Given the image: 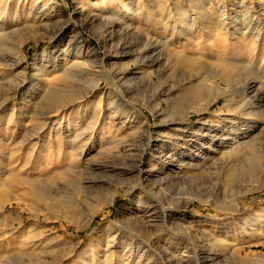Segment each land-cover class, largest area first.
<instances>
[{
  "label": "rangeland",
  "instance_id": "1",
  "mask_svg": "<svg viewBox=\"0 0 264 264\" xmlns=\"http://www.w3.org/2000/svg\"><path fill=\"white\" fill-rule=\"evenodd\" d=\"M229 2L231 4L228 3L226 8L228 12L230 11L229 16L222 19L225 26H221L217 31L216 39L219 45H224L228 41L226 39H229L230 35L236 33L235 30L237 31L239 28H248L254 36H258V34L264 36V0H229ZM193 3L194 0H125L126 11L128 12L130 9L132 13H135V16L133 20L130 18L124 20L121 25L127 22V24H131L133 32L141 34L143 44L138 47L131 44L133 41H138L137 38L123 37L119 33L120 26L117 25L118 30L117 28L107 30L105 23L100 22V20H96L92 24L86 21L82 16V11L87 7L85 2L77 3V0H5L2 2L3 22H6L7 17L11 14L20 15V22L15 27L18 29L17 32L26 34L30 32L31 27H35V34L28 35L29 39L22 52H19L12 59L14 64L11 63V68L3 67L0 69V264H110L103 256L106 240L101 236L102 228L109 224H115L118 212L122 207L125 208V215L128 214L132 205L130 189L139 185L137 181L140 176L145 178L143 185L146 190L151 193H158L160 187L155 183L156 178L164 177L166 174L170 175L168 179L171 180L176 175L183 176L187 182L186 187L193 194L191 196L186 193L180 194L177 196L179 203L178 200L169 203L174 208L173 216L177 219L174 223L170 220L169 226L175 231H179L181 226L193 227L194 230L195 239L192 242L184 236L178 239L182 243V248L188 243L190 246L192 245L183 249L185 252L192 253L191 255H185V253L184 259H193L192 262L194 263L195 261L201 262L203 257H206L204 264H264V233L251 235L243 232L239 227L241 226L239 221L243 216L232 215L226 211L234 195L236 181H240V179L242 181L241 174H246L247 178L245 177V179L248 181L244 184L246 189H244L243 196L239 197L241 209L247 210L252 216L264 210V173L257 174V168L259 166L264 167V90L260 89H264V87H260L261 91L258 90L256 94V98L262 100L256 102L257 110L255 109V113L259 112L258 115L262 112L260 114L262 117L257 115L255 119L257 118L256 121L261 122L263 128L253 135L254 139L249 140V144L255 146L247 148L244 154L247 159L243 163V172H240L242 168L238 167L234 173L231 170L227 177V171L231 168L230 164L218 174H205L202 172L203 170H195L194 167L191 168L194 170L190 173H181V169L176 165H155L156 162L152 157L156 145L154 141L165 137V132L163 130L160 132V128L157 126L161 120H164V115L156 120L151 113L153 104L148 105L155 94L175 87L174 96L179 97L181 95L180 88L195 78L192 83V85L195 84V87L183 93V103L194 102L195 91L200 85L202 77L208 74L216 75V70L220 66L217 62L220 54L216 55L211 51L212 49L202 45L200 54L197 55L201 56V59L198 58L201 60V63H198L200 68L193 72V69L185 65L182 67L178 63H172L166 67V72H163L165 64L162 63V68L157 70L162 81L160 80L156 89L144 84L148 77L145 72L146 69L138 70L137 68V55L149 39H155L161 43L174 38L182 39L181 36H176L178 31L174 32L171 22H168L167 19L168 15L173 14L174 9H181L186 12L189 17L184 23L188 22L187 25L190 27L197 26V28L203 29L206 26L201 30L199 36H207L206 34L213 29V24L217 23L216 19L220 11L213 6L212 12L217 18L211 20L209 16L208 19L200 20L199 16L196 17L190 10ZM117 8V4H114L109 10L116 12ZM148 12L153 15L148 16ZM40 13L49 16L46 20L34 21L37 15L41 17ZM179 18L181 20V16H178ZM118 19L120 21L122 17L119 16ZM156 26L160 28V32L154 34L152 31L155 30ZM173 26L180 28V24L177 22ZM203 39L201 38V41H204ZM7 41L9 43L11 38ZM263 42L260 45H255L257 46L256 49L249 43L242 41L237 46L233 47L232 44V47H224L225 49L221 50L223 52L220 53L223 54L225 51L226 54H233L237 50V52L241 50V52L244 51V55L248 56L251 52H256V54L259 52L255 62L264 66L263 53L261 54L264 49ZM44 50H46L45 55L49 54L50 56L53 53L59 55L75 53L81 60L87 62L85 66L87 69L104 67L106 71L113 72V76H117L114 85L120 86V90L117 89V86H115L116 88L113 86V90H117L116 95H118L113 111L129 113L132 111L130 105L135 104L143 111L147 121L151 123L149 128L143 129L145 132L140 130L138 134L132 136L133 130L127 129L126 133L123 134L125 137L131 136L129 139L139 140L145 137L146 130L149 129L148 132L154 136V140L146 143L145 148H143L148 152L142 157L141 174L134 169L138 164L135 156H140L144 152L142 150L127 152L126 157L123 154V148L114 146L113 136H110V133L115 134L117 128L105 126L106 119L110 115V111L107 110L109 104L106 101H97L98 103L94 105L91 103L84 117L78 113V108L74 107L66 113L64 112L63 115L61 113L57 118L52 119L53 123L61 118L64 119L60 126L62 130H66L68 124L77 123L79 131H87L91 134V141L80 143L78 150L73 149L63 140L62 142L60 140L62 146L56 144H49L50 147L45 146L44 144L48 142L45 136L59 126L52 125L46 130L44 138L39 142V148L34 156L30 155V145L26 144V146L22 142L26 143L32 135L38 132L37 129L40 126L38 120H43L42 113L45 114L41 104L42 99L35 94L36 88L34 86L36 83L33 81L32 62L35 55L43 54ZM188 54L191 55L190 52ZM229 71L235 76L232 77L233 82L237 80L241 84L248 80L249 76L244 73L245 71L239 73L235 70ZM238 74L242 75L239 76ZM236 75H238V79ZM121 78L122 80H117ZM107 79L103 77L100 87L102 91L111 87L109 86L110 81ZM121 84L128 87L136 86V93L134 95L126 93V89L124 87L122 89ZM27 93H29L28 96ZM240 97H238V102L241 100ZM161 103L163 110H168V114H172L173 111H169V105L163 98ZM98 104H101L99 106L101 108L98 107ZM140 104L147 105L143 107ZM224 104V99L219 98L216 104L209 108L208 115L211 120L217 119L215 115L223 109ZM239 105L245 107L246 102H240ZM12 115L16 124L8 120ZM190 121L196 128L200 125L196 114L190 115ZM222 127L226 126L223 125ZM248 128L249 126H247ZM74 133V131L71 132L72 139L75 137ZM102 134L106 136L104 139H101ZM54 136L57 137L55 132ZM61 150L65 155L58 159L57 154ZM49 151L52 153L51 156L48 154ZM180 152H186V149H180ZM44 155L47 157L46 161ZM255 155H259L260 158H256ZM205 156H207V152L203 151L202 148L195 149L191 153L189 163H195L206 169L216 158H214V153L209 155L208 159ZM204 162H207L208 165L204 166ZM93 181L98 183L94 185L92 184ZM120 181H127L132 184L120 185ZM115 190H118L119 194L113 205L106 206L89 225L91 207L96 206L100 198L108 197L109 192L112 193ZM172 192L180 193L176 187L172 189ZM2 201L8 202L3 211L1 210ZM169 204L168 206H170ZM160 216L161 213L158 211L156 215L154 214V218L145 219L150 221V224H146L148 229L155 231L157 235L164 233L162 229L164 224ZM120 222L121 224L125 223V218L121 219ZM214 239H221V241L216 240V242ZM166 243L168 244L167 241ZM99 252L101 254H98ZM195 253L197 256H194ZM90 257H95L96 261H90ZM196 257L198 260H194ZM149 264L156 263L151 262Z\"/></svg>",
  "mask_w": 264,
  "mask_h": 264
},
{
  "label": "bare ground",
  "instance_id": "2",
  "mask_svg": "<svg viewBox=\"0 0 264 264\" xmlns=\"http://www.w3.org/2000/svg\"><path fill=\"white\" fill-rule=\"evenodd\" d=\"M4 1L5 0H0V69L3 67L7 68L12 66V59L19 52H22L24 45L29 39L28 35H31L35 32V27H31L30 32L26 34L20 33L19 31L17 32L18 29L15 27L18 26L17 23L20 22V15L17 16L11 14L7 17L6 22H3L1 4ZM82 2H85L87 5L86 9L82 11V16L86 21L92 24L95 23L96 20H100V22L105 23V29L107 30H115L118 25L120 27L119 30L118 28L117 30L121 35H123V37H134L135 39H138V41L136 42H131L132 45L140 47L143 44V37H140V33L138 34V32L132 31L131 24H127V22H125L124 25H121V22H124V20L128 18H130V20H133L135 16V13H132L130 9H127L128 12L126 11L125 0H77V3ZM113 3L117 4L118 6L116 12H112L109 10L114 5ZM228 3L231 4L229 0H194V3L191 5L190 10L194 13V15H196V17L198 15V18L200 20L208 19L209 16L211 20L217 18L214 12H212L213 6H215L220 11L218 18L216 19L217 23L213 24V29H209L210 31L208 30L209 32L208 34H206L207 36L203 35V37L199 36V33L201 32V30L206 28V26L203 27V29L197 28V26L190 27L189 25H187L188 22L184 23L186 18L189 17L186 15V12L182 11L181 9L176 10L174 9V7L173 9L175 10V12L173 10V14L168 15L167 19L168 22H171L174 32L178 31L176 36L179 35L182 37V39L177 40L178 38H174L167 40L164 43L157 42L155 41V39H149L148 42L143 45L142 50L137 55L138 70L146 69L145 72L148 75V77L145 79L144 84L148 87H153L154 89H156L161 80V76L159 75L160 73L158 74L157 70L161 67L162 63L165 64V69L163 72H166V67L172 63H178L180 66L185 65L188 68L193 69L194 72V70L200 68L198 63H201V56L197 55L198 53L200 54L199 51L202 45H206L209 49H212L211 51L216 55L220 54L217 58V62L220 66L218 70H216V75L208 74L202 77V80L199 83L200 85L195 91L196 93L194 95V102L188 104L183 103V93L186 91H190L195 87V84L192 85L195 78L185 84L183 83L184 85L182 84L183 86L179 90L181 94L179 97L177 95V97L174 96L176 92V88L174 87L173 89L166 91L164 90V92L155 94L153 100H150L151 102L148 105L150 106L151 104H153V106H151V113L154 118L157 120L158 117H161L163 115L165 117L164 120H161L159 122L160 124L157 125L158 128H160V132L162 130L165 132V137L160 140L156 139L154 141L156 145L154 146V153L152 157L156 162L155 165L157 166L165 164H169L171 166L176 165L181 169V173H190L195 169L201 171L203 170V173L212 175L213 173L218 174L224 171L226 166H230L231 164V168L227 171V177L229 176L231 170L234 173L235 169H238V167L242 168V171L240 172H243V163L247 159L246 155L244 156V154L246 153L247 148L255 146L251 143L249 144V140L253 138V135L256 132L261 131L263 128L261 122H257V118L255 119V117L259 113H255V109L257 107L256 102L261 99L256 98V94L258 93V90H264L260 88L264 87V66H262L263 64L259 65L255 62L257 59V54H259V52L257 54L256 52H251V54H248V56L244 55V51L241 52V50L239 52H237V50L233 54H226L225 51L223 54H221L220 52H223L221 50L225 49L226 47H232V44L233 47L235 45L237 46L238 43L242 41L249 43V45L254 46L257 49V46L255 45H260L262 41H264V36H261L259 34L258 36H254V34H252L248 28H239L237 29V31L235 30L236 33L230 35L229 39H226L228 41L224 45H219L216 39L218 34L217 31L218 28L224 25V21H222V19L225 16H229L230 11L228 12L226 10V8L228 7ZM221 9L223 10L221 11ZM40 14L41 17H39L40 15H37L34 21H43L46 20L49 16L48 14L44 13ZM147 14L148 16H151L152 13L148 12ZM119 16L122 17L120 21L118 19ZM178 16H181V20L180 18L178 19ZM193 20L195 21V19ZM196 20L198 21L197 18ZM175 22H177V24H180V28L173 26ZM157 32H160V28L156 26L155 30L152 31V33L155 34ZM200 37L204 38V41H201ZM10 38L11 41H9L8 43L7 40ZM259 40L261 41L259 42ZM188 51L191 54L190 56L188 54ZM45 53L46 50H44L43 54L41 55H35L32 62L34 71L33 81L36 83L34 86L36 88L35 94L38 98L42 99L41 104L43 106L42 108L43 111H45V114L42 113L43 120H38V123L40 125L37 129L38 132L32 135L29 141H27L26 143L22 142V144L24 145H30V155L32 157L34 156L39 148V142L44 138L46 130H48L52 125L59 126L56 130H51L49 134L45 136L46 139H48V142L44 144L45 146L48 145L50 147L49 144L62 146L61 142L63 140L64 143L70 145L71 147H73V149L78 150L80 148V143L91 141V134H89L87 131H79L77 123H73L72 125L68 124L67 129L62 130L60 126L63 124L64 119L61 118L55 123L52 122V119L57 118L61 113L63 115L64 112L66 113V111L74 107H77L78 113H80L81 116L84 117L88 110V106H90L91 103H93L94 105L98 103L97 101H106L109 104L107 110L110 111V115L108 118L106 117L107 123L105 126L110 128H117V132L115 134L110 133V136H113L114 146L117 148H123L124 155H126L127 152L132 151L138 152L142 150V152H144L142 155H140L141 157L135 156V158H137L138 160V164L136 166L134 165V169L139 171V174H141L142 170L140 164L143 161L142 157H144V155L148 152V150L143 148H145L146 143L154 140V136L152 133L148 132L149 129L146 130L147 133H145V137L139 140H134V138L129 139L131 136L125 137V135L123 134L127 129H132L133 136L134 134H138L140 130L143 131L144 128H149L151 123L147 121L143 111H141L135 104L130 105L132 111L129 113H119L118 111H113V109H115L114 105L116 104L115 99L118 96L116 95L117 90H113V86H117L114 85V80L116 81L117 76H113V72L106 71L104 67H96L91 70L87 69L85 67L87 62L81 60L80 57H78V55L75 53H69L68 55H63V53L61 55L53 53L51 56L49 54L45 55ZM261 54L264 58V49L262 50ZM199 57L200 59H198ZM229 70H235L237 73L245 71L244 73H246V75L250 78H247V76L245 75L248 80H243L244 82L241 84H239L236 80V85V82H233L234 79L232 78L235 76H233ZM238 75H236V77ZM241 75L242 74H240L239 76ZM103 77L108 78L110 81L109 86L111 87L106 91H102L100 88L102 85ZM117 80L120 81L122 80V78ZM121 87L122 89L123 87L124 89H126V93H129L131 95H134L136 93V86L128 87L126 85L122 86L121 84ZM117 89L120 90V86H117ZM28 94L29 93H27V96ZM239 96H241V100L238 102L237 100ZM162 98L166 103H168L169 111H173L172 114L169 113V115L168 110L164 109L166 112L163 110V105L161 103ZM219 98H223L225 104L223 106V109L215 115L217 119L211 120L208 115L209 108L212 105L216 104ZM240 102H246L245 107L242 105L240 107ZM140 105L145 107L147 104ZM99 106H101V104H98V107ZM261 113L262 112H260V114ZM51 114L54 115L50 116ZM191 114H196L198 116V122L200 123V125L197 128L191 124ZM13 117V115L10 116V119L8 120L16 124ZM260 117H262V115H260ZM228 124H230L229 127ZM223 125H225L226 127H222ZM247 126H249L248 129ZM72 131L75 132V137L73 139L71 135ZM54 132L56 133L57 137L54 136ZM103 134L101 135V139H104L106 137ZM35 140L36 142H34ZM200 148H202L203 151L207 152V156H205V158L208 159L209 155L213 153L214 158H216L211 165H208L207 162L203 163L204 166H209L206 169H203L202 166L195 163H189L191 153L194 152L195 149ZM180 149H186V152L181 153ZM48 154L49 156L52 155L50 151L48 152ZM64 155L65 153H63V151L61 150L57 154V157L58 159H60L63 158ZM255 157L260 158L259 155H255ZM46 160L47 157H45V161ZM193 167L194 169L191 170V168ZM257 169V174L264 173L263 166H259ZM168 177H170L169 174H166L164 177L161 176L159 178H156L155 183L159 185L160 190L158 193H151L146 190L143 185L145 183L144 176H140L138 181L136 180L139 185H136L130 189V193H132V205L128 214L125 215V208L122 207L118 212L115 224H109L107 227L102 228L101 236L106 240V248L103 256L110 262V264H149L151 262H155L156 264H204L206 257H203L201 262L195 261L194 263L192 262L193 259H184L185 253V255H191L192 253L189 251L185 252L183 249L191 247L192 245L190 246V244L188 243L186 246H184V248H182V243L178 241L180 237L184 236L188 239V241L192 242L195 239V237L193 236V227L181 226L179 231H175L174 229H172V227L169 226L170 220L173 223L174 221H177L176 217L173 216L174 208L171 207L172 205H170L169 203H172L176 200H178L179 203V198H177V196L180 194L186 193L188 196H191L193 194L188 190L189 188L186 187L187 182L183 176L176 175L175 178H173L174 181L168 179ZM240 177L242 178V181L241 179L240 181H236L234 195L232 196L230 203L228 202L229 207L226 209V211L232 213V215L237 214L243 216L239 221L241 224V226L239 227L241 230H243V232L247 234L250 233L251 235H260L261 232L264 233V210H261L259 213L253 214L252 216L247 210L241 209L242 207L240 205L239 197L244 194V189H246V186L244 184L248 181L245 179V177L247 178L246 174H241ZM137 182H135V184ZM190 182L192 183V181ZM97 183V181L92 182V184L94 185ZM127 184L130 185L132 183H129L127 181H122L120 183V185L125 186ZM175 187L179 189V194H175L172 192V189ZM118 194V190L112 191V193L109 192L108 197L100 198L97 205L91 207V214H89L88 219L89 225L106 206L113 205L114 200L116 199ZM184 201L186 202V200ZM168 204L170 206H168ZM6 205H8V202L2 201V211L4 210ZM158 211L161 213L160 219L164 224L162 228L164 233L160 235H157L155 231L153 232L149 230L146 224H150V221L145 220L146 218H154V214L156 215ZM36 217L38 218V216ZM124 218L125 223L121 224L120 220ZM166 241L168 242V244L166 243ZM217 241H221V239ZM98 254H101V252H99ZM195 255L197 256V253H195L194 256ZM194 260H198L197 257ZM90 261H96V258L90 257Z\"/></svg>",
  "mask_w": 264,
  "mask_h": 264
}]
</instances>
